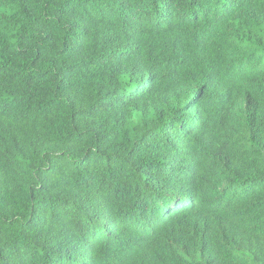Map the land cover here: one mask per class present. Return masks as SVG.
<instances>
[{
	"label": "trees",
	"instance_id": "16d2710c",
	"mask_svg": "<svg viewBox=\"0 0 264 264\" xmlns=\"http://www.w3.org/2000/svg\"><path fill=\"white\" fill-rule=\"evenodd\" d=\"M0 264H264V0H0Z\"/></svg>",
	"mask_w": 264,
	"mask_h": 264
}]
</instances>
